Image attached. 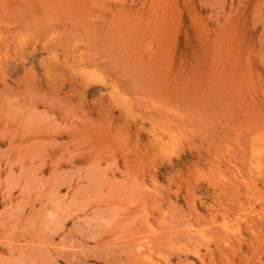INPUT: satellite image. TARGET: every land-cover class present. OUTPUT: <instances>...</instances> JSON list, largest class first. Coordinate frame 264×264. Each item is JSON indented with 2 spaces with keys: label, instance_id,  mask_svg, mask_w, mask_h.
Returning a JSON list of instances; mask_svg holds the SVG:
<instances>
[{
  "label": "rangeland",
  "instance_id": "374dc122",
  "mask_svg": "<svg viewBox=\"0 0 264 264\" xmlns=\"http://www.w3.org/2000/svg\"><path fill=\"white\" fill-rule=\"evenodd\" d=\"M0 264H264V0H0Z\"/></svg>",
  "mask_w": 264,
  "mask_h": 264
},
{
  "label": "bare ground",
  "instance_id": "6f19581e",
  "mask_svg": "<svg viewBox=\"0 0 264 264\" xmlns=\"http://www.w3.org/2000/svg\"><path fill=\"white\" fill-rule=\"evenodd\" d=\"M230 227V226H229Z\"/></svg>",
  "mask_w": 264,
  "mask_h": 264
}]
</instances>
